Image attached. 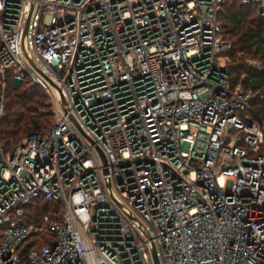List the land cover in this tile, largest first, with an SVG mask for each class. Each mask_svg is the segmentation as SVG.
<instances>
[{
	"label": "built area",
	"instance_id": "built-area-1",
	"mask_svg": "<svg viewBox=\"0 0 264 264\" xmlns=\"http://www.w3.org/2000/svg\"><path fill=\"white\" fill-rule=\"evenodd\" d=\"M224 1L0 0V125L10 73L53 115L12 150L0 126V264H264V84L229 87ZM37 198L61 218L22 260Z\"/></svg>",
	"mask_w": 264,
	"mask_h": 264
},
{
	"label": "trees",
	"instance_id": "trees-1",
	"mask_svg": "<svg viewBox=\"0 0 264 264\" xmlns=\"http://www.w3.org/2000/svg\"><path fill=\"white\" fill-rule=\"evenodd\" d=\"M218 23L221 40L233 45V49L225 54L230 59L226 63L229 87H239L244 91L261 89L264 74L245 67L246 61L264 65V19L258 16V8L241 5L237 0H225L219 11ZM254 107L263 115V102L256 101ZM52 124L53 115L44 92L28 77L15 82L11 73L7 75L0 125L5 148L14 149L32 133L45 134ZM61 212V204L45 202L42 198L24 207L23 216L17 220L19 224L45 223V219L46 223L39 236L28 238L18 247L16 254L22 260L28 251L51 245V223L59 221Z\"/></svg>",
	"mask_w": 264,
	"mask_h": 264
},
{
	"label": "water",
	"instance_id": "water-1",
	"mask_svg": "<svg viewBox=\"0 0 264 264\" xmlns=\"http://www.w3.org/2000/svg\"><path fill=\"white\" fill-rule=\"evenodd\" d=\"M36 71H37V70H36ZM56 93H57V95H58V99H59L61 105L63 106V105H64V102H63L61 96L59 95V91L56 90ZM101 159H102L103 164L105 165V158H104V156H103L102 154H101ZM152 254H153L154 264H158V261H157V259H156V257H155L154 250H152Z\"/></svg>",
	"mask_w": 264,
	"mask_h": 264
},
{
	"label": "rangeland",
	"instance_id": "rangeland-1",
	"mask_svg": "<svg viewBox=\"0 0 264 264\" xmlns=\"http://www.w3.org/2000/svg\"><path fill=\"white\" fill-rule=\"evenodd\" d=\"M258 16H259L260 18H263V17H261V16L259 15V12H258ZM263 19H264V18H263ZM229 43H230V42H229ZM230 44H231V45H230ZM230 44H228L229 47H230V48H229V51H230L231 48L233 49L232 42H231ZM226 53H227V52H226ZM226 53H224V54L222 55V56H223V59H224L223 61L225 62V64L228 63V62L230 61V59H229L228 57H225V54H226ZM224 57H225L227 60H226ZM5 86H6V83H5V85H4V88H5ZM48 104H49V103H48ZM50 109H51V107H50Z\"/></svg>",
	"mask_w": 264,
	"mask_h": 264
}]
</instances>
